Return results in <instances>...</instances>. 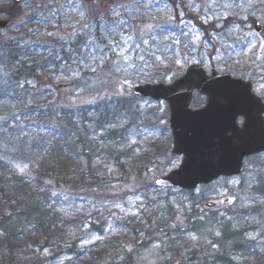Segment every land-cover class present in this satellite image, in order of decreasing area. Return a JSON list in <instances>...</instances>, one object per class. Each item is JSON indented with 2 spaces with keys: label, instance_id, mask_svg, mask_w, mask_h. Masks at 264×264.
<instances>
[{
  "label": "trees",
  "instance_id": "16d2710c",
  "mask_svg": "<svg viewBox=\"0 0 264 264\" xmlns=\"http://www.w3.org/2000/svg\"><path fill=\"white\" fill-rule=\"evenodd\" d=\"M21 27L26 36V28ZM78 44H69L62 57ZM55 59L48 48L36 41L24 44L18 36L0 44L4 76L0 78V264H57L42 260L47 252L62 254L61 264H136L142 253L154 248L157 264H176L182 255L194 264H264V254L247 236V232L264 234V166L251 173L257 180L250 187L245 184L246 175L237 189L229 190L233 196L243 193L250 200L256 198L253 203L258 206L253 208L224 214L218 206L205 210L208 198L204 195L179 191L174 200L173 190H157L152 183L150 189L164 196L147 200L146 209L113 239L108 240L95 222L68 219L61 211L65 206L57 200L63 192L75 197L99 194L113 184L111 170L124 169V161L138 181L152 168H165L162 164L171 156L166 143L155 144L151 154L136 155L125 149L133 123L117 125L135 113L133 103L139 99L134 96L131 101L105 97L73 108L52 102L45 87L54 80L49 67H60ZM153 59V73L145 82L165 83L172 74L170 66L163 57ZM45 78L48 84L43 83ZM79 82H74L76 89L81 87ZM105 87L100 83L98 88ZM167 139L171 143V137ZM16 164L25 167V175L19 174ZM126 175L123 171V181ZM211 186L202 187V192ZM178 200L183 201L182 214L176 212ZM235 215L240 216L237 221L230 219ZM244 218H254L255 227L246 230ZM93 233L104 240L82 247L85 235ZM187 235L202 243L193 244ZM117 245L123 252L121 260L111 254Z\"/></svg>",
  "mask_w": 264,
  "mask_h": 264
},
{
  "label": "rangeland",
  "instance_id": "374dc122",
  "mask_svg": "<svg viewBox=\"0 0 264 264\" xmlns=\"http://www.w3.org/2000/svg\"><path fill=\"white\" fill-rule=\"evenodd\" d=\"M9 1L0 0V6H6ZM21 12L17 8L10 19L11 30L0 32V44L5 39L18 36L24 44L36 41L56 55L55 60L61 62L60 67H49L54 80L45 88L50 92L48 97L52 102L59 105L65 103L68 108L93 105L105 97L131 101L133 89L145 85V78L152 75L154 57H163L170 66L172 74L166 77V84L181 77L190 66L198 64L208 73L216 71L253 81L255 94L264 99V0H46L39 5L27 4ZM256 23L261 25L260 33L255 31ZM20 27L26 28V36L19 31ZM129 35L132 39L124 42ZM144 40L148 42L144 43ZM73 43H79L78 48L66 49V56L62 57V51ZM42 81L48 84L47 78ZM75 81H80L79 89H76ZM100 83H105L106 87L99 90ZM201 104L199 99L192 108ZM133 111L135 115L129 113L131 116H125L124 122L117 125L133 123L124 148L136 155L151 154L155 144L160 147L166 143L171 156L172 138L171 143L167 139L171 137L167 104L139 100L133 103ZM181 161L182 158L171 156L163 162L165 168H152L138 181L129 173V167H125L129 163L124 161L125 170L112 169L113 184L104 187L99 194L82 193L75 197L63 192L57 196L59 205L65 206L61 211L70 220L95 222L108 240L113 239L124 224L146 209L147 200L164 196L152 191L150 185L161 177L162 172L167 174L177 169ZM262 166L264 154L246 163L248 174L230 180L221 179L207 191L202 192L199 188L195 196L208 198L203 209L207 210V202H213L222 214L256 207L258 205L253 203L256 198L250 200L243 193L233 196L229 190L237 189L246 175L245 184L250 187L257 180L252 174ZM19 168L16 164L19 174L25 175L26 169L21 173ZM123 171L129 174L123 176L124 181ZM173 191V199L176 200L180 196L179 190ZM182 202L178 200L176 207L179 214L185 212ZM239 217L235 215L230 219L237 221ZM253 222L254 218H244L242 225L249 230L255 227ZM247 236L264 254V234L247 232ZM187 237L193 244L202 243L195 236ZM103 240L99 233L87 234L81 245L89 247ZM113 248L111 254L121 260L122 249L118 245ZM157 256L154 248L142 253L135 263L157 264ZM42 260L61 264L65 258L62 254L58 257L47 252L42 255ZM176 264L194 263L182 255Z\"/></svg>",
  "mask_w": 264,
  "mask_h": 264
},
{
  "label": "water",
  "instance_id": "95a60500",
  "mask_svg": "<svg viewBox=\"0 0 264 264\" xmlns=\"http://www.w3.org/2000/svg\"><path fill=\"white\" fill-rule=\"evenodd\" d=\"M8 27V21L0 20V31ZM255 30L259 33L261 25L256 24ZM195 92L207 98V105L193 111L190 104ZM133 94L167 103L173 138L171 155L182 157L176 170L155 180L156 189L193 192L220 178L241 175L244 161L264 152V102L254 94L252 82L215 71L208 75L200 65H193L171 84L140 85ZM239 118L244 120L242 128L237 123ZM206 206L213 209L216 205Z\"/></svg>",
  "mask_w": 264,
  "mask_h": 264
},
{
  "label": "flooded vegetation",
  "instance_id": "af4514ba",
  "mask_svg": "<svg viewBox=\"0 0 264 264\" xmlns=\"http://www.w3.org/2000/svg\"><path fill=\"white\" fill-rule=\"evenodd\" d=\"M35 3L34 1H28L23 4H17L13 0H10L6 6H0V18L5 19V20H10L11 18L14 17L15 11L17 8H19L20 12L23 7H25L27 4ZM22 15H23V10H22ZM200 100L202 101V104L200 106H196L194 109H202L206 105V98L200 97ZM243 119L238 120V124L240 126L243 125Z\"/></svg>",
  "mask_w": 264,
  "mask_h": 264
},
{
  "label": "snow or ice",
  "instance_id": "6c2138e0",
  "mask_svg": "<svg viewBox=\"0 0 264 264\" xmlns=\"http://www.w3.org/2000/svg\"><path fill=\"white\" fill-rule=\"evenodd\" d=\"M151 31H152V29L150 28V30H149V34L151 33ZM132 39V36L131 35H129L125 40H124V42H127V40H131ZM148 41L147 40H144V43H147ZM121 55H123V53H121ZM19 171L21 172V173H25V167H20L19 168ZM194 239H195V237H193Z\"/></svg>",
  "mask_w": 264,
  "mask_h": 264
}]
</instances>
